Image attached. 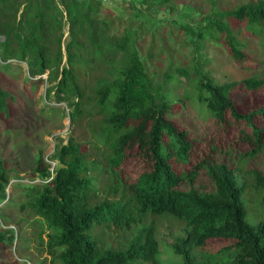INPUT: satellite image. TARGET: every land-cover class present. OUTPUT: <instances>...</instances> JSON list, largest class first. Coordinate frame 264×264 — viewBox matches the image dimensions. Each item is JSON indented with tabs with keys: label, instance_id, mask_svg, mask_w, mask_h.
Returning a JSON list of instances; mask_svg holds the SVG:
<instances>
[{
	"label": "trees",
	"instance_id": "obj_1",
	"mask_svg": "<svg viewBox=\"0 0 264 264\" xmlns=\"http://www.w3.org/2000/svg\"><path fill=\"white\" fill-rule=\"evenodd\" d=\"M17 3L0 0V131L21 116V91L36 92L45 80L46 97L66 108L45 104L42 112H62L70 129L52 154L54 171L42 148L24 175L4 169L0 159V254L22 245L2 225L19 221L3 212L17 208L38 216L41 232L34 234L53 264H264V172L244 163L264 147V73L251 70L258 50L249 45L264 34V0L208 14L195 30L198 40L223 47L249 70L224 82L197 57L193 65L152 74L126 38L101 31L88 13L69 18L62 49L55 23L36 12L28 29V12L17 18ZM12 58L25 62L27 74L15 71L21 64ZM188 106L203 123L187 120ZM230 151L238 152L233 165L224 156ZM201 174L210 188L198 182ZM248 201L258 203L257 223L249 220ZM161 215L182 224L169 244L180 262L160 257L154 221ZM112 229L133 230L124 248L102 246ZM214 238L227 242L210 250Z\"/></svg>",
	"mask_w": 264,
	"mask_h": 264
},
{
	"label": "rangeland",
	"instance_id": "obj_2",
	"mask_svg": "<svg viewBox=\"0 0 264 264\" xmlns=\"http://www.w3.org/2000/svg\"><path fill=\"white\" fill-rule=\"evenodd\" d=\"M17 18L21 17L26 8L28 16L26 26L28 29L36 24V12L43 13L44 17L55 23L56 37L63 32L62 49L64 41L69 35L71 25L70 17L82 19V15L88 13L89 19L93 24H98L100 30L109 32L120 39L126 38L128 48L137 51L136 53L146 62L147 68L151 73H158L167 66L181 67L182 65L195 63L194 58H200L201 66L206 70H211V74L218 82L228 81L230 79L239 80L247 76L249 70L232 62L223 47L208 43L200 39L195 34V30L200 25L208 22L206 16L223 9H229L239 3L253 2L256 0H17ZM29 4V7L27 6ZM23 11V12H22ZM2 20L6 23L7 18ZM13 23V21H10ZM107 28V31L104 28ZM25 28V27H24ZM108 33V34H109ZM1 39V36H0ZM198 41V42H196ZM250 47L256 48L257 56L250 57V60L256 63L251 69L253 72L264 73V34L255 39ZM255 50V49H254ZM252 55L251 51L247 49ZM197 54V55H196ZM196 55V56H195ZM18 61L19 67H14L15 71L21 74H27L25 62ZM0 57V71H1ZM64 56L61 66L65 64ZM47 75L44 74V77ZM49 82L45 80L36 92L22 90L21 116L16 119L7 130L0 131V159L1 166L10 173L18 172L22 175L31 172L35 167V158L39 154V148L45 158L51 164L54 171L57 161L52 157L55 147L63 140L68 139L70 121L69 117H64L60 112L58 115H52L48 112H42L41 106L55 105L62 110L66 108L64 102H56L52 97H46L45 91L49 87ZM52 94V93H50ZM183 113L188 121L203 123V118H198L192 108L185 107ZM198 127V125H197ZM200 128V127H199ZM10 131V132H9ZM252 161H245V166L249 164L257 167L264 172V147L259 151ZM217 154V153H216ZM226 160L233 165L238 156V152L230 151L225 153ZM223 154H218L220 157ZM252 168V167H251ZM15 180L11 178L9 185ZM27 180V179H23ZM36 181V180H35ZM198 182L209 187L208 179L204 175L198 176ZM19 190H15L14 194ZM9 193V191H8ZM12 195V191L10 193ZM260 197V196H258ZM261 198V197H260ZM258 201V200H256ZM5 202L1 203L3 206ZM258 204V203H257ZM255 201H248L249 220L251 223H257L259 218V206ZM10 217L18 218L19 221H7L10 224H2L6 228H13L16 238L14 242L22 245L20 248L12 247L13 253L8 252V256L0 254V263L7 264L12 262L11 255L19 258L20 261L28 259L29 264H53L51 254L46 245H40L38 235L41 230H35L38 224L34 218L38 217L29 214L28 211L19 212L17 208L3 209ZM20 215V216H19ZM151 219L149 220V222ZM156 227V238L159 241L161 249L160 257L163 261L171 263L180 262V257L174 254L169 248L173 237L178 234L182 224L168 216L161 215L154 221ZM48 227L42 233L44 244L47 239ZM133 230H108L103 233L101 244L105 247L124 248L128 244ZM24 238L19 239L18 237ZM227 241L220 238H214L207 241L206 247L210 250L218 248ZM45 246V247H44ZM135 264V263H134Z\"/></svg>",
	"mask_w": 264,
	"mask_h": 264
},
{
	"label": "water",
	"instance_id": "obj_3",
	"mask_svg": "<svg viewBox=\"0 0 264 264\" xmlns=\"http://www.w3.org/2000/svg\"><path fill=\"white\" fill-rule=\"evenodd\" d=\"M52 193H53L54 195H58V193L56 192V189H54V190L52 191Z\"/></svg>",
	"mask_w": 264,
	"mask_h": 264
}]
</instances>
